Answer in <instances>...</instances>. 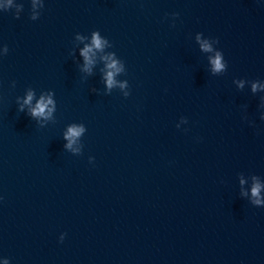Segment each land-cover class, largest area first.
I'll return each mask as SVG.
<instances>
[{
    "label": "water",
    "instance_id": "95a60500",
    "mask_svg": "<svg viewBox=\"0 0 264 264\" xmlns=\"http://www.w3.org/2000/svg\"><path fill=\"white\" fill-rule=\"evenodd\" d=\"M0 264H264V0H0Z\"/></svg>",
    "mask_w": 264,
    "mask_h": 264
},
{
    "label": "clouds",
    "instance_id": "9594fccd",
    "mask_svg": "<svg viewBox=\"0 0 264 264\" xmlns=\"http://www.w3.org/2000/svg\"><path fill=\"white\" fill-rule=\"evenodd\" d=\"M96 46L99 47L100 46V42L99 40H95L94 41ZM213 63L216 65V68L219 69L221 67V65L219 64L218 59L216 61H213ZM112 67H114V65H112ZM111 74H109V86H111ZM31 99V97H29V100ZM46 107V105L44 104L43 100L37 105V107L33 110V115H41L43 113V109ZM80 130L77 129H69V135L70 136H75L79 134ZM258 192V188H254L253 189V194L256 195Z\"/></svg>",
    "mask_w": 264,
    "mask_h": 264
}]
</instances>
